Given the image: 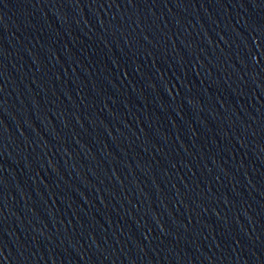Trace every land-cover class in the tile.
Listing matches in <instances>:
<instances>
[{"label": "water", "instance_id": "95a60500", "mask_svg": "<svg viewBox=\"0 0 264 264\" xmlns=\"http://www.w3.org/2000/svg\"><path fill=\"white\" fill-rule=\"evenodd\" d=\"M0 264H264V0H2Z\"/></svg>", "mask_w": 264, "mask_h": 264}, {"label": "snow or ice", "instance_id": "6c2138e0", "mask_svg": "<svg viewBox=\"0 0 264 264\" xmlns=\"http://www.w3.org/2000/svg\"><path fill=\"white\" fill-rule=\"evenodd\" d=\"M0 2H2V0H0Z\"/></svg>", "mask_w": 264, "mask_h": 264}]
</instances>
